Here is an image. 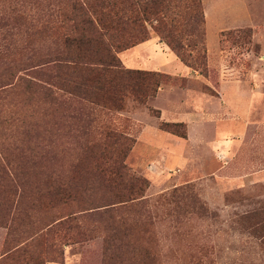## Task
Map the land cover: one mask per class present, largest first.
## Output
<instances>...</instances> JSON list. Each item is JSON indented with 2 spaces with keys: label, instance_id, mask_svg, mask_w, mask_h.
<instances>
[{
  "label": "rangeland",
  "instance_id": "obj_1",
  "mask_svg": "<svg viewBox=\"0 0 264 264\" xmlns=\"http://www.w3.org/2000/svg\"><path fill=\"white\" fill-rule=\"evenodd\" d=\"M150 1L0 0V264H264V0H165L185 74L151 65L177 55L140 14L115 69L165 75L156 94L66 84L81 18ZM124 152L123 182L92 169Z\"/></svg>",
  "mask_w": 264,
  "mask_h": 264
},
{
  "label": "trees",
  "instance_id": "obj_2",
  "mask_svg": "<svg viewBox=\"0 0 264 264\" xmlns=\"http://www.w3.org/2000/svg\"><path fill=\"white\" fill-rule=\"evenodd\" d=\"M163 5H165V0H151L149 3H147L148 7L142 5L143 7H145H139L138 10L130 9L129 11H127L126 9L119 8L115 14L110 13L109 18H107V16L105 15L106 18L100 20L97 19L100 24V28H98V26L93 22L92 19L81 18L83 20V28L78 29V27L76 26L75 35L67 36L66 40L69 48L74 46V48L78 50V53L75 54V57L72 58L73 60L68 61L69 63L67 62V65L65 67L67 71L65 72V74L68 77L66 79V84L68 86L72 85L71 92L76 94L84 90L86 93L88 92L92 94V82H94L97 85L96 91L102 93V85L103 82H105L109 84L108 94L110 97L107 100L115 103L118 89H125V86L120 85L118 81L134 80L137 83L141 81L142 85L141 83L136 84L135 82V87L134 84L132 87L133 91L136 92V88H140L142 86V88H144L145 94H156L163 79L166 78V76L160 73H149L140 70H117L115 68L120 63L117 60L115 52L119 50L122 51L129 49L130 47L136 46L147 40L146 35H144L143 37L137 38L135 40L130 39L124 44L122 41L124 37H122V35L127 30V27L136 25L137 21L139 20L138 18L141 17L140 14H143L142 16L144 17H147L148 14H150L157 21V25L159 26V29L161 31L162 39L171 47L172 51L176 53L177 57L183 63H186V58L183 52L184 46L180 44V41L172 30H167L168 24L162 17ZM79 12L84 14L82 8L79 10ZM128 12H131V14H129ZM107 19L109 20V23L105 25L103 21H106ZM94 44H96V46L98 47L97 50H91L90 47ZM92 58L96 62V64L104 65L105 68H96L95 65H92ZM82 61H84V63H82ZM72 62L74 66L71 65ZM63 67L64 66H59L60 69H64ZM106 73L107 75H109L107 80L103 78ZM120 74L125 75V77L120 76ZM110 77H112L113 81H109ZM77 78H79L80 80H77ZM149 79H152L153 83H147ZM27 82L28 88L30 89L33 88V86H38L32 81ZM148 84L152 85L151 92ZM42 89H44V91L48 93V96L54 95V93L49 89ZM144 93H142L143 96H145ZM171 126L172 125L170 123H163L164 129H167ZM185 136L186 135H184V137ZM109 138L112 142V147L125 145L126 143H128V141H130V139H128L127 137L115 132H110ZM126 157L127 152H124L123 154L119 153V155L113 160V162L108 165L98 160L96 165L92 169L99 171V173L105 177L107 182H112V177L113 179L117 180V183L118 181L123 182L124 178L128 176L127 168L124 165V160ZM131 179L137 185L142 183L141 179L134 177ZM51 191L52 194H56V190L53 189V187Z\"/></svg>",
  "mask_w": 264,
  "mask_h": 264
},
{
  "label": "crops",
  "instance_id": "obj_3",
  "mask_svg": "<svg viewBox=\"0 0 264 264\" xmlns=\"http://www.w3.org/2000/svg\"><path fill=\"white\" fill-rule=\"evenodd\" d=\"M163 56H159L157 58L154 59V61L151 63L152 66L154 67H158V69L164 71V67L170 65L172 62H178L179 66L176 68L175 72H173L172 74H185L188 72V68L186 67L185 64L182 63V61H180V59L176 58L173 54V56L168 55V56H164V54H162ZM181 64V65H180ZM178 70H181V72H178ZM168 73V72H166Z\"/></svg>",
  "mask_w": 264,
  "mask_h": 264
}]
</instances>
